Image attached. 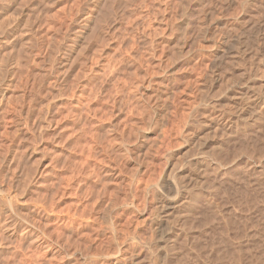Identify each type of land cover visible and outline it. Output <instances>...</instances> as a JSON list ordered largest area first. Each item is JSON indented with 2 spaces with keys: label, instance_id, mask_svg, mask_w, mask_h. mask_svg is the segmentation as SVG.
Returning a JSON list of instances; mask_svg holds the SVG:
<instances>
[{
  "label": "rangeland",
  "instance_id": "obj_1",
  "mask_svg": "<svg viewBox=\"0 0 264 264\" xmlns=\"http://www.w3.org/2000/svg\"><path fill=\"white\" fill-rule=\"evenodd\" d=\"M0 28V264H264V0H0Z\"/></svg>",
  "mask_w": 264,
  "mask_h": 264
},
{
  "label": "bare ground",
  "instance_id": "obj_2",
  "mask_svg": "<svg viewBox=\"0 0 264 264\" xmlns=\"http://www.w3.org/2000/svg\"><path fill=\"white\" fill-rule=\"evenodd\" d=\"M15 16V15H14ZM2 22V21H1ZM8 24V23H7ZM2 27V26H1ZM38 27V26H37ZM1 29V28H0ZM3 32V31H2ZM11 40V39H10ZM255 42V41H254ZM262 42V41H261ZM208 46V45H207ZM204 47V46H203ZM246 48V47H245ZM244 48V49H245ZM256 48V47H255ZM180 49V48H179ZM237 49V48H236ZM245 50H247V49H245ZM259 51V50H258ZM237 52H239V51H237ZM245 52V51H244ZM262 53H263V51H262ZM261 53V54H262ZM237 54V53H236ZM233 55H235V53H233ZM238 55V54H237ZM240 55V54H239ZM242 55V54H241ZM229 56V55H228ZM255 56V55H254ZM209 57V56H208ZM241 57V56H240ZM243 57V56H242ZM242 57H241V59H242ZM259 57V56H258ZM260 57H262V56H260ZM94 58V57H93ZM244 58V57H243ZM259 59V58H258ZM92 60V59H91ZM253 60V59H252ZM260 60V59H259ZM238 61H240V62H242L240 59L238 60ZM254 61V60H253ZM13 63V62H12ZM239 63V62H238ZM7 64V63H6ZM220 64V63H219ZM260 64V63H259ZM3 65V64H2ZM244 65V64H243ZM12 67V66H11ZM91 67V66H90ZM257 67H258V65H257ZM260 67V66H259ZM238 68V67H237ZM232 70V69H231ZM244 71V70H243ZM202 73V72H201ZM258 73V72H257ZM157 74V73H156ZM260 75V74H259ZM235 79V78H234ZM251 79V78H250ZM179 80V79H178ZM252 80V79H251ZM242 82V81H241ZM245 82V81H244ZM220 83V82H219ZM235 83V82H234ZM233 83V84H234ZM260 83V82H259ZM232 84V83H231ZM239 84V83H238ZM137 85V84H136ZM258 85H253V84H251L250 83V85H248L247 84V86H242V88H239L238 90H234V91H232L231 93H229L228 94V96H230V99H231V101L234 103V104H236V110H235V108L233 109V110H235V111H233V112H231L229 115L227 114V116L225 117V118H223L224 120H225V122H227V124H226V126H227V128L228 129H231V127L234 125V124H236L237 122L239 123V121L240 122H244V121H247V119L249 118V116H250V114L252 113V115H253V113H254V115H259V113H261V111L259 110V103H261V102H263V100H262V93H260L261 91H257L256 90V87H257ZM7 87V86H6ZM203 87V86H202ZM239 87V86H238ZM262 87V86H261ZM65 88V87H64ZM258 88V87H257ZM202 89V88H201ZM261 89V88H260ZM62 90V89H61ZM170 90V89H169ZM203 90V89H202ZM206 90V89H205ZM179 91V90H178ZM52 94V93H51ZM192 94V93H191ZM190 94V95H191ZM70 95V94H69ZM181 95V94H180ZM262 95V96H261ZM203 97V96H202ZM162 98V97H161ZM177 99V98H176ZM195 99V98H194ZM202 99V98H201ZM166 101V100H165ZM164 101V102H165ZM229 101V100H228ZM189 103V102H188ZM43 104V103H42ZM214 104V103H213ZM264 104V103H263ZM215 105V104H214ZM13 108V107H12ZM199 108V107H198ZM231 108V107H230ZM260 109H261V107H260ZM8 110V109H7ZM169 110V109H168ZM183 111V110H182ZM209 111V110H208ZM207 111V112H208ZM225 111H227V110H225ZM230 111V110H229ZM211 112H213L212 110H211ZM217 112V111H216ZM206 113V112H205ZM222 113V112H221ZM165 114V113H164ZM207 114H209L208 116H210L211 114L208 112ZM214 113H212V119H213V116H215V115H213ZM224 114H225V112H224ZM224 114H222V116L224 115ZM247 114H248V116H247ZM216 115H218V117L217 118H219V113H217ZM226 115V114H225ZM261 115V114H260ZM207 116V115H206ZM221 116V117H222ZM264 116V115H263ZM258 117V116H257ZM153 118V117H152ZM215 118V117H214ZM217 118H215L216 119V121L218 120ZM211 119V118H210ZM211 119V120H212ZM220 119V118H219ZM255 119V118H254ZM257 119V118H256ZM260 119V118H259ZM262 119V118H261ZM200 120V119H199ZM214 120V119H213ZM221 120H222V118H221ZM249 120V119H248ZM159 121V120H158ZM179 121V120H178ZM263 121V120H262ZM261 121V122H262ZM154 123V122H153ZM206 123V122H205ZM237 123V124H238ZM250 123H251V121H250ZM178 124V123H177ZM244 124V123H243ZM246 124V123H245ZM248 124V123H247ZM253 124V123H252ZM256 124V123H255ZM239 125V124H238ZM174 126V125H173ZM177 126V125H176ZM223 126V125H222ZM225 126V127H226ZM40 127V126H39ZM172 127V126H171ZM182 127V126H181ZM145 128H147V127H145ZM163 128H164V126H163ZM216 128V127H215ZM222 128V127H221ZM224 128V127H223ZM226 128V129H227ZM174 129V128H173ZM219 129V128H218ZM176 130V129H175ZM224 130V129H223ZM242 130V129H241ZM147 131V130H146ZM160 131V130H159ZM167 131V130H166ZM234 131V130H233ZM237 131V130H236ZM167 133V132H166ZM225 134V133H224ZM247 134V133H246ZM131 135V134H130ZM226 135V134H225ZM231 135V134H230ZM202 136V135H201ZM130 137V136H129ZM127 139V138H126ZM170 139V138H169ZM203 140V139H202ZM182 141V140H181ZM154 142V141H153ZM206 142H205V140H204V143L203 144H205ZM218 145V144H217ZM158 146V145H157ZM170 148V147H169ZM187 150V149H186ZM167 151V150H166ZM213 151V150H212ZM211 151V152H212ZM210 152V151H209ZM140 154V153H139ZM159 154V153H158ZM162 155V154H161ZM201 158V157H200ZM136 159V158H135ZM145 160V159H144ZM203 160V159H202ZM205 161V160H204ZM134 162V161H133ZM148 162V161H147ZM223 162V161H222ZM177 163V162H176ZM205 163V162H204ZM229 164V163H228ZM160 165V164H159ZM174 165V164H173ZM198 165V164H197ZM185 166V165H184ZM195 167H196V165H194ZM201 167H202V165H201ZM200 167V168H201ZM148 168V167H147ZM191 168V167H190ZM205 168V167H204ZM207 168V167H206ZM206 168H205V170H206ZM174 169V168H173ZM197 169H198V167H197ZM202 169V168H201ZM160 170V169H159ZM163 170V169H162ZM194 170V169H193ZM196 170V169H195ZM194 170V171H195ZM130 171V170H129ZM192 172V171H189V170H187V171H183V173H182V175H183V177H184V181L186 182V187H190V186H196V185H198L197 183H198V181H199V177H198V174L197 173H195V172ZM155 172H156V170H155ZM154 172V173H155ZM198 172V171H197ZM211 173V172H210ZM200 174V173H199ZM174 176V175H173ZM175 176H177V175H175ZM179 177V176H178ZM154 178V177H153ZM181 178V177H180ZM203 178V177H202ZM123 179V178H122ZM157 179V178H156ZM179 179V178H178ZM148 180V179H147ZM182 180V182L183 183H185L184 181ZM152 181V180H151ZM177 181V180H176ZM126 182V181H125ZM181 182V181H180ZM200 182V181H199ZM179 183V182H178ZM202 183V182H201ZM200 183V184H201ZM173 185V184H172ZM181 185V184H180ZM184 185V186H185ZM183 186V185H182ZM200 186V185H199ZM120 187V186H119ZM138 187V186H137ZM202 187V186H201ZM184 188V187H183ZM119 189V188H118ZM190 189V188H189ZM137 190V189H136ZM191 190V189H190ZM128 191V190H127ZM142 191V190H141ZM145 191V190H144ZM190 192V191H189ZM145 193V192H144ZM191 194V193H190ZM189 194V195H190ZM197 195V194H196ZM155 196V195H154ZM163 196V195H162ZM166 196V195H165ZM156 197V196H155ZM128 198V197H127ZM139 198V197H138ZM192 198H194L193 196H192ZM190 200V198H188V196L187 195H182L181 194V192H180V190H179V188H178V184L177 183H174V185H173V191H172V193H170V195L168 194V196H166V197H164L163 198V203H161L162 204V206H161V209H162V207H164V217L166 218L165 219V221H167L166 223H168V226H171V224H172V221H175V219H174V217H179L180 218V216H183V214H181L180 215V213L182 212V210H183V207L185 206V204L188 202L187 200ZM111 200V199H110ZM145 200V199H144ZM194 200V199H193ZM127 201V200H126ZM161 201V202H162ZM196 201V200H195ZM194 201V202H195ZM125 202V201H124ZM141 202V201H140ZM14 203V202H13ZM197 203V202H196ZM159 204H160V202H159ZM191 204V203H190ZM189 204V205H190ZM196 206V205H195ZM124 207V206H123ZM155 207V206H154ZM160 207V206H159ZM159 207H158V209H159ZM190 207V206H189ZM12 208V207H11ZM111 208V207H110ZM145 208V207H144ZM156 209V208H155ZM185 209V208H184ZM7 210V209H6ZM191 211V210H190ZM12 212V211H11ZM15 212V211H14ZM152 212V211H151ZM187 212V211H186ZM183 213V212H182ZM185 213V212H184ZM192 213V212H191ZM6 214V213H5ZM156 215V214H155ZM185 215V214H184ZM146 216V215H145ZM162 216V217H163ZM170 216V217H169ZM172 216H174V217H172ZM190 216V215H189ZM8 217V216H7ZM191 217V216H190ZM189 217V218H190ZM188 217H187V219H189ZM174 219V220H173ZM178 219V218H177ZM181 219V218H180ZM184 220V219H183ZM185 220H186V218H185ZM184 220V221H185ZM191 220V219H190ZM206 220V219H205ZM14 222V221H13ZM185 222H187V221H185ZM176 223V222H175ZM197 223V222H196ZM24 226V225H23ZM8 227V226H7ZM166 228H168V227H166ZM185 228V227H184ZM199 228V227H198ZM177 229V228H176ZM165 230V229H164ZM168 230V229H167ZM171 230V229H170ZM200 230V229H199ZM169 231V230H168ZM31 233V232H30ZM186 239V238H185ZM146 240V239H145ZM191 242V241H190ZM175 245V244H174ZM175 248V247H174ZM117 253V252H116ZM157 255V254H156ZM162 257V256H161ZM179 257V256H178ZM142 259V258H141ZM145 259V258H144ZM162 263V262H161ZM163 264V263H162Z\"/></svg>",
  "mask_w": 264,
  "mask_h": 264
}]
</instances>
